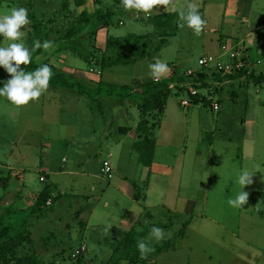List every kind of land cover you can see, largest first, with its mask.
<instances>
[{
    "label": "rangeland",
    "instance_id": "obj_1",
    "mask_svg": "<svg viewBox=\"0 0 264 264\" xmlns=\"http://www.w3.org/2000/svg\"><path fill=\"white\" fill-rule=\"evenodd\" d=\"M182 2L189 4L193 0ZM225 2L195 0L199 7H206L203 18L207 23L200 34L183 24L159 53L130 65L106 69L89 59V53H95L90 42L78 54H72L69 41L59 37L84 9L101 8L113 13L109 27L103 32L106 37L154 31L147 21L136 20L134 11H123L117 0H88L83 7L76 6L74 0H0V14L12 7H26L31 21L22 37L26 46L32 48L34 41L43 37L55 42L54 49L44 50L37 57L39 62L59 58L61 69L80 78H92L93 68L101 72L103 82L132 84L137 78L144 81L153 78L149 64L157 58L169 64L168 73L175 69L201 70L199 60L210 55L221 56L223 62H228L229 55L222 56L220 46V38L224 41L229 34L222 25ZM158 8L155 12L165 9ZM257 26V23L250 25ZM263 33L264 29L259 30V37ZM2 42L3 46L10 43L0 36ZM130 49L124 50L130 52ZM95 54L101 57L98 52ZM234 82L212 84L211 92L216 90L217 94L208 92L207 95L219 102L217 111L203 104L191 103L184 107L181 101L188 99L186 94L175 91L170 94L164 112L156 119L153 117L159 122L155 129L158 176L155 181H151L148 173L142 176L143 167L133 146L138 140L135 126L140 121V113L131 100L113 96L92 100L51 86L38 100L23 106L0 97V197L4 198L0 214L7 208L12 209L10 214H4L8 223L31 234V242L20 247L18 255L36 253L42 264H78L79 261L106 264L119 244L122 216H129L139 206L143 212L151 210L152 222L158 225L174 221L167 231L168 237L173 238L183 223L188 222L185 237L177 248L156 256L157 263L249 264L250 251L229 230L253 229L264 242V236H260L264 220L248 216L246 212L253 210L249 200L239 206L245 214H240L238 207L227 201L241 191V186L234 182L240 170L253 163L248 149L244 160L238 156L245 136L252 132V118L256 135L251 142L254 153L260 151L264 156V85L258 87L252 79L247 81L248 86ZM200 91L207 93L205 89ZM119 127L134 128L122 133ZM105 159H110L113 167L110 180L94 177L100 174ZM61 166L65 174L54 176L52 171H62ZM72 170L78 174H69ZM42 175L47 177L46 182L40 181ZM125 177L139 184L142 193L139 203L123 197L115 187L117 180ZM46 186L56 197L54 203L32 214L38 193ZM21 188L26 196H32L24 200L26 203ZM106 201H109L108 207H105ZM254 219L257 224L247 229L246 225H253ZM82 245L86 246L85 251L80 250ZM253 263L264 264V260L258 257Z\"/></svg>",
    "mask_w": 264,
    "mask_h": 264
},
{
    "label": "trees",
    "instance_id": "obj_2",
    "mask_svg": "<svg viewBox=\"0 0 264 264\" xmlns=\"http://www.w3.org/2000/svg\"><path fill=\"white\" fill-rule=\"evenodd\" d=\"M74 3L76 6L82 7L87 4V0H74ZM122 10L125 11L123 7ZM112 14L111 11L104 12L101 9L96 11L84 9L75 16L73 25L59 38L69 41V51H72V54H78L79 50L82 51L85 48V43L90 42L94 47L93 51L95 53L98 52L101 57L90 52L89 59L94 63H100L102 68L106 69L117 65H130L140 59L159 53L167 44L169 38L177 33L182 23L176 13L156 15L150 19L151 24L154 26L153 32L140 35L130 34L121 38H109L105 49L102 51L95 44L97 32L100 28L110 25ZM36 25L34 26L35 28ZM45 39V37L39 38L41 42ZM123 48H131V51L123 52ZM43 51L44 49L42 48L36 49L32 53V63L25 66L22 65L21 67H25L26 70H34L41 64H48L54 72V76L50 81L51 87L69 90L92 100L100 96L129 99L137 106L140 113V121L136 128L138 140L135 141L133 146L138 153L139 162L146 167L152 165L155 156L157 143L155 129L159 122L154 121V119L164 112L167 100L173 91L176 94H186L191 99L193 105H211L210 100H207L206 96L200 90L205 89L210 94L213 83L222 84L226 80L237 81L242 78L252 79L257 83L264 82V74H257L255 71L245 70L239 75L222 76L216 72H209L202 68L193 74H188L187 71L180 72L175 69L169 77L145 82L137 78L132 84L107 83L103 82L102 79L98 83H94L91 80L80 78L73 73L62 70L51 63L50 59L39 62L37 57ZM9 78L10 74L3 67H0V87ZM191 88L197 89L199 94L191 96ZM211 93L217 94V91L215 90ZM121 130L129 132L131 128L121 127ZM134 187V199L139 201L142 199L141 188L138 184H135ZM262 197H264V194L256 193L251 198V201L254 203L259 202ZM50 198H52L51 205H53L54 198L56 197L51 193L50 188L46 186L39 192L36 202L32 206V214L40 213L46 206H51L47 205V201ZM3 201L4 198L0 197V205ZM11 210L7 208L2 215L0 214V264H42L41 259L36 253L24 256L18 255L20 247L25 243L31 242V234L26 229H18L13 224L8 223L4 214L8 212L10 214ZM153 219V212L145 209L141 217L131 226L126 235L114 248L106 264H158L153 261L156 256L163 251L176 249L178 242L185 237V227L188 222L183 223L180 231L173 238L167 236L162 241L151 240V245L154 250L146 257H141L136 246L137 242L141 238L148 237L153 225L164 228L166 232L173 227V220H169L167 224L158 225L152 222ZM169 219H171V216ZM81 262L79 261L78 264H85Z\"/></svg>",
    "mask_w": 264,
    "mask_h": 264
},
{
    "label": "crops",
    "instance_id": "obj_3",
    "mask_svg": "<svg viewBox=\"0 0 264 264\" xmlns=\"http://www.w3.org/2000/svg\"><path fill=\"white\" fill-rule=\"evenodd\" d=\"M117 1L119 3V0H117ZM87 2H88V0H87ZM171 3H172V1L169 0V4L168 5H158L157 7H160V8H164L165 7L166 8L167 6H170ZM184 3H186V2H184ZM119 6H120V4H119ZM162 6H164V7H162ZM120 8L122 9L121 6H120ZM205 9H206V7H205ZM205 9H204V7H199V10L202 11L201 13H202L203 16H205ZM223 9H224V12H223V15H222V18H223L222 25H223V27H225L226 29L229 30V34H226L227 38L224 41H223V38H220V40H221V44H220L221 49H222V45H224V44L229 45V48L231 50H235L236 48H241L242 52L244 54H246L248 56L249 60L252 61V63H253L251 71H255L257 74H259V73L264 74V33L262 35L263 37H261V36L259 37V35H258L259 30H261V29L263 30L264 29V0H226ZM125 11L126 12L127 11H134L135 12L136 10H125ZM165 13H168V12H166V11L155 12V10H153L151 17H149V18H136V16H135V19L136 20H145L149 24H151L150 19L152 17H154L156 15L165 14ZM254 23H257L258 26L256 28L250 27V25H253ZM121 24H123V23L121 22ZM108 27H102L97 32L95 44H96V47L98 49L105 48L106 47V43H107L109 38L126 37V36H120V37L110 36V37H106L103 32ZM152 27L154 28L153 25H152ZM132 34H135V33H132ZM223 36H224V34H222L221 37H223ZM233 48H235V49H233ZM123 49H125V48H123ZM123 52H128V51L123 50ZM225 53L223 51L222 56H228ZM51 63H53L54 65H56L59 68L62 67V62H61V60L59 58H57L56 60H51ZM62 70L66 71V72H69V73H72L71 71L65 70L64 68ZM192 71H194V70H192ZM91 74H92V78H86V79L87 80H91L94 83H98L101 80V78H102L101 77V75H102L101 72L97 71V70H95L93 68L91 69ZM171 74H172V72H170L168 74H165L164 77H161L159 79H163L165 77H169ZM140 80L144 81L142 79H140ZM150 80H155V78H151ZM150 80H148V81H150ZM247 81H248V79L242 78L241 80H237L234 83H238L239 82L240 84H242L244 86H248L249 83H247ZM255 84L258 87H263L264 82H262V83L255 82ZM258 92H260L259 89H258ZM253 126H254V121H253V118H252L251 119L252 132L249 134V136H245V142H244V146H243V149H242V153L239 154L238 156L241 159L244 160V158L247 156L245 152H247V149H248L249 156H250V158L252 159V162H253V163L248 164V165H246L244 167V169H247V170H249L250 172H252L254 174L253 178H252L253 182L250 185H246L245 186V191L247 189H249V190H247V192H249L248 200L250 202L251 209H253L251 211L252 213L251 212H249V213L246 212V213L250 217L262 218V220H264V212H263V210H264V197H262L259 202H255L254 203V202L251 201V198L254 196V194H256V193L264 194V156L261 154L260 151L257 152V153H254V150H255L254 149V145L251 142H253L255 140L256 135H255V131L253 130ZM136 127H137V125L135 126V128ZM133 128L134 127H131V130L129 132H131ZM119 130L122 133H129V132H126L124 130H121V127H119ZM156 148H157V143H156ZM156 148H155V152H156ZM106 160L110 162V159H105L104 161H106ZM155 162L156 161H155V156H154L153 163H152V165L150 167H146V166H144L142 164V167H143L142 176H143V173H145V174L148 173L149 174L148 176L151 178V181H155L156 178L158 177L157 176V171L155 170ZM111 165H112V163H111ZM102 166H103V163L100 166V174L95 175L94 176L95 178L100 179L99 176H101L104 179L106 177L101 171ZM60 170H62V171H60V172L52 171V173L54 174V176H58L59 174H65L63 166L60 167ZM71 173L72 174H78V173H76L73 170L69 171V174H71ZM42 176L45 177V180L42 181V182H46L47 177L45 175H42ZM111 178H108V179L110 180ZM125 178L123 180L118 179L117 182H116V186L115 187L117 188V190L120 191V193L122 194L123 197H125L127 199H130V200H133L134 202H138L139 203L140 200L137 201L136 199H134V193H135L134 185L138 184L137 181H133V180L130 181L128 178H126V179ZM19 179H21V178H19ZM40 181H41V179H40ZM151 181H150V186H151ZM22 185L25 186V183L22 184ZM92 188H94V187H92ZM20 190H21V195H24L23 196L24 197L23 202H25L24 200H29V199L32 198L31 195H27L26 196L24 194L22 188ZM148 190L150 191L151 189L149 188ZM51 193H52V191H51ZM21 195H20V197H22ZM87 196L88 195H85L84 197H87ZM147 197H149V196H145L146 199H147ZM162 199H163V194L161 196V200L160 201H162ZM182 201L184 202L185 199H183ZM188 202H189V200L187 201V203ZM119 204H120V208L123 209L121 203H119ZM149 205L150 204H148L147 206L150 207ZM108 206H109V201H106L105 202V207H108ZM135 209H136V207L133 208V210H135ZM238 210H239L240 214L241 213L245 214V213H243L245 211H242L239 206H238ZM185 211H188V210H185ZM141 212L143 213L142 207L140 208L138 206L134 213L131 212L129 216H127L126 214H125V216L124 215L122 216V221L124 223L122 222V224H121L122 228L119 229V233H118L119 240H118V242H120V240L129 231L131 226L141 217V215H142ZM126 218H128V219L126 220ZM247 218H248L247 219L248 222H250V218L249 217H247ZM254 221L255 222H253V225L252 224L246 225L247 229L248 228L252 229L253 226H255L257 224L256 223L257 219H254ZM261 224L263 225L262 227L264 229V223H261ZM229 231H231V234L233 236H235V238L242 240V242L245 244V245H243L245 250L250 251L248 253L250 255L249 258H248V263L249 264H254L253 262L258 257H259V260H261V259L264 260V242H261L259 240V235L255 232V230L252 229V230L248 231V230H246V228L241 229L240 227H238L237 229H231ZM262 233H261L260 236H262V235L264 236V234H262ZM238 246H242V245L238 244ZM153 261L157 262V261H155V258H154Z\"/></svg>",
    "mask_w": 264,
    "mask_h": 264
},
{
    "label": "clouds",
    "instance_id": "obj_4",
    "mask_svg": "<svg viewBox=\"0 0 264 264\" xmlns=\"http://www.w3.org/2000/svg\"><path fill=\"white\" fill-rule=\"evenodd\" d=\"M121 6L125 10H136L133 14L143 12L147 17L153 10L159 11L158 5H168L169 0H120ZM164 11L176 13L179 20L186 24L196 34H200L207 21L203 18L199 6L195 0L189 4H184L182 0H172L170 6ZM29 11L26 7H12L4 14H0V36L3 41L7 39L10 43L3 46L0 43V67H3L10 78L0 87V97H6L8 101L17 106L29 104L38 100L41 95L50 87V81L54 76L52 68L48 64H41L34 70H26L22 65L32 63V53L36 49L51 50L55 47V42L45 39L43 42L36 39L34 46H26L22 37L25 35V26L30 24ZM151 76L155 79L161 78L169 72V64L157 58L154 63L149 64ZM253 173L247 169H241L234 182L241 186L235 197H229L228 204L231 206H243L248 202L249 192L245 191V186L250 185L253 180ZM167 238L164 228L153 225L148 237L141 238L137 242V248L141 257H146L154 249L151 240L162 241Z\"/></svg>",
    "mask_w": 264,
    "mask_h": 264
},
{
    "label": "built area",
    "instance_id": "obj_5",
    "mask_svg": "<svg viewBox=\"0 0 264 264\" xmlns=\"http://www.w3.org/2000/svg\"><path fill=\"white\" fill-rule=\"evenodd\" d=\"M97 1V0H94ZM136 18H149L152 16V13L148 15L147 17L144 15L143 12H140L138 14H135ZM235 49V48H233ZM222 50L224 51L225 54L229 55V61L228 62H223L221 56H206L203 57L199 60L200 65L206 69L207 71L211 72H216L222 76H228V75H239L240 73L244 72L245 70H250L252 68V61L249 60L248 56L244 54L241 50V48H236L235 50H231L229 48V45L224 44L222 45ZM260 62V61H259ZM196 71L192 70H187L188 74H193ZM207 92V91H206ZM199 91L195 88H191V96L198 95ZM204 96H206L207 100L211 101V107L213 110L217 111L220 108L219 102L214 101L212 96L207 95V93H203ZM192 103L191 99H183L181 101V105L184 107L190 106ZM102 173L107 177L111 178L112 173H113V167L109 161H104L103 166L101 169ZM41 181H44L45 177L42 176ZM52 204V198H50L47 201V205ZM80 250H86L85 246H82ZM80 251H77V254Z\"/></svg>",
    "mask_w": 264,
    "mask_h": 264
}]
</instances>
